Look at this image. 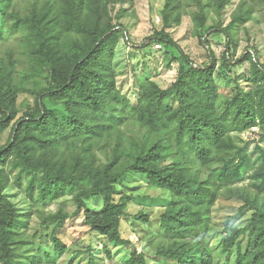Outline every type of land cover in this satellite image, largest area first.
<instances>
[{
	"label": "trees",
	"instance_id": "trees-1",
	"mask_svg": "<svg viewBox=\"0 0 264 264\" xmlns=\"http://www.w3.org/2000/svg\"><path fill=\"white\" fill-rule=\"evenodd\" d=\"M27 1L30 7L21 13L15 7L18 0H0L4 30L17 35L30 61V71L15 79L9 70L12 62L0 57V133L10 129L7 143L0 146V264L14 263L21 216L4 194L10 175L7 165L34 175L27 191L31 199L47 203L71 194L90 230L114 245L131 244L121 234L130 197L121 193L116 200V186L128 176H143L148 185L172 194L160 217L168 239L157 255L179 264L210 262V252L198 234L208 223L218 191L241 182L252 168L249 185L256 196L264 194V146L256 144L249 153L237 142L238 133L264 128L263 64L252 54L240 58L238 65L249 62L245 86L236 81L234 93L219 102L214 54L209 53V63L197 65L179 48L166 29L179 22L181 0H165L163 27L150 38L179 50L176 78L167 88L147 80L132 103L119 92L112 64L121 38L119 21L127 11L121 7L111 15L114 5L132 0ZM229 1L214 0V4L221 11ZM252 13L250 6L235 14L227 26L208 32L223 33L228 46L230 26L248 22ZM124 37L129 43L128 34ZM224 61L230 63L227 57ZM40 75H44L43 85L36 80ZM20 91H29L34 102L18 115ZM131 120L148 131L139 151L129 162H121L115 154L105 164L99 163L93 146ZM77 146L79 153L69 160L66 149ZM251 154H256L253 160ZM193 166L210 171L200 178L198 171H190ZM240 197L244 204L227 218L229 233L222 252L234 251L232 264H264V202L248 194ZM88 200H100L102 206L96 209ZM246 209L251 211L246 225L230 226L229 221ZM65 218L61 210L44 218L56 223L52 241L59 255L66 250L58 237ZM244 234L248 239L242 248L238 239ZM88 262L95 264L92 254ZM123 264L148 262L133 248Z\"/></svg>",
	"mask_w": 264,
	"mask_h": 264
},
{
	"label": "rangeland",
	"instance_id": "rangeland-1",
	"mask_svg": "<svg viewBox=\"0 0 264 264\" xmlns=\"http://www.w3.org/2000/svg\"><path fill=\"white\" fill-rule=\"evenodd\" d=\"M165 0H132L123 6L114 5L112 17L121 7L126 13L120 19V41L115 49L113 70L119 92L132 103L136 102L139 88L147 81H154L159 87L167 88L176 78L180 53L176 47L167 46L153 38L155 32L163 27L161 10ZM31 1L18 0L16 9L21 13L30 7ZM252 6L253 13L248 22L230 26L231 41L227 46V38L223 33L209 31L212 27H225L232 17ZM179 22L167 28L173 41L197 65L207 64L209 53L214 54L216 67L214 79L219 90V99H225L234 93L235 82L245 86L244 77L248 75L249 62L237 64L244 55L252 54L264 66V0H230L225 8L218 11L214 0H181ZM201 17V18H200ZM203 18V21H202ZM115 18L114 22H117ZM128 34L129 43L124 35ZM151 43V44H150ZM147 44L146 47H141ZM148 44H150L148 46ZM0 57L13 67L9 68L12 77L18 79L30 71L28 56L23 54L17 35L4 30L0 16ZM230 63L227 64L224 58ZM167 65L170 67L168 68ZM39 84H45L44 75L36 79ZM32 81L27 84L31 87ZM34 102L29 91L17 93L16 104L21 114L28 105ZM172 99L168 103L172 104ZM10 129L0 133V146L7 143ZM264 128L257 126L237 134V142L246 146L252 153L256 144L264 146L262 136ZM148 131L135 121L123 124L115 134L103 138L94 145L92 152L101 164L111 160L115 154L121 162H129L136 154L141 144L146 140ZM117 149V150H116ZM76 150L66 149L69 160ZM256 154H251L252 160ZM9 183L4 194L21 213L20 224L15 236L13 264H89L92 254L95 264H123L128 259L130 251L135 248L142 252L148 264H179L176 260L157 255L160 247L165 246L166 237L160 227L161 214L172 200L169 190L148 185L143 176H128L117 184L115 199L127 194L130 200L126 213L121 218V234L131 244L114 245L106 238L90 230L85 221L83 211L78 210L72 195H65L47 203H40L28 195L30 178L34 175L19 172L7 165ZM193 166L191 172H199L204 178L210 170ZM213 169V168H211ZM253 169L246 170L241 182L222 188L218 191L215 203L211 207L208 223L198 236L202 244L210 252L208 263L198 264H232L235 253L226 255L222 252L224 237L229 233L227 218L237 214L244 204L241 194H248L252 199L257 197L264 202V194L255 195L250 187V174ZM36 175V174H35ZM96 209L102 206L100 200H88ZM61 210L65 215L63 227L58 231V237L66 245V250L59 255L52 241V231L56 223L44 221L51 213ZM251 211L246 209L239 217L229 221V225L242 228L246 225ZM141 215V217H138ZM247 235L239 237L242 248L247 243Z\"/></svg>",
	"mask_w": 264,
	"mask_h": 264
}]
</instances>
